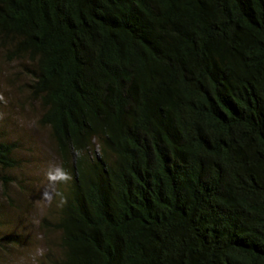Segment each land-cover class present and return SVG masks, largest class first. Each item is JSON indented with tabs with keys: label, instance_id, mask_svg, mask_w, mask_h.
<instances>
[{
	"label": "trees",
	"instance_id": "obj_1",
	"mask_svg": "<svg viewBox=\"0 0 264 264\" xmlns=\"http://www.w3.org/2000/svg\"><path fill=\"white\" fill-rule=\"evenodd\" d=\"M0 45L70 177L49 264H264V0H0Z\"/></svg>",
	"mask_w": 264,
	"mask_h": 264
},
{
	"label": "rangeland",
	"instance_id": "obj_2",
	"mask_svg": "<svg viewBox=\"0 0 264 264\" xmlns=\"http://www.w3.org/2000/svg\"><path fill=\"white\" fill-rule=\"evenodd\" d=\"M23 66L0 45V143L13 146L16 162L0 168V264H49L59 258L60 234L44 220L57 217L53 196L60 179L51 176L62 167L49 129L39 123L40 106L27 91Z\"/></svg>",
	"mask_w": 264,
	"mask_h": 264
},
{
	"label": "clouds",
	"instance_id": "obj_3",
	"mask_svg": "<svg viewBox=\"0 0 264 264\" xmlns=\"http://www.w3.org/2000/svg\"><path fill=\"white\" fill-rule=\"evenodd\" d=\"M52 179H61V180H67L69 179L70 177L67 176L66 173H63V172H57L56 175L54 176H51Z\"/></svg>",
	"mask_w": 264,
	"mask_h": 264
}]
</instances>
